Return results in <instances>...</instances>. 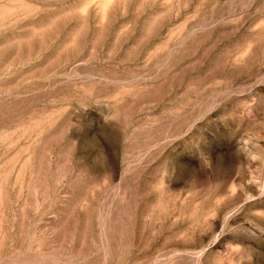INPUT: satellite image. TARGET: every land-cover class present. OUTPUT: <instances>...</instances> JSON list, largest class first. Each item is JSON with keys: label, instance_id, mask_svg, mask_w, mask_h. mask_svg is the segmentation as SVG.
<instances>
[{"label": "rangeland", "instance_id": "obj_1", "mask_svg": "<svg viewBox=\"0 0 264 264\" xmlns=\"http://www.w3.org/2000/svg\"><path fill=\"white\" fill-rule=\"evenodd\" d=\"M0 264H264V0H0Z\"/></svg>", "mask_w": 264, "mask_h": 264}]
</instances>
